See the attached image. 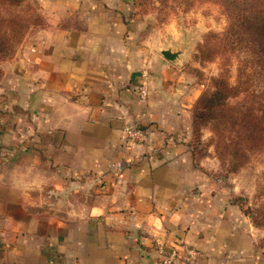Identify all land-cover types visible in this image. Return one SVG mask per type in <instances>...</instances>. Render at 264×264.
Here are the masks:
<instances>
[{"label": "crops", "instance_id": "obj_1", "mask_svg": "<svg viewBox=\"0 0 264 264\" xmlns=\"http://www.w3.org/2000/svg\"><path fill=\"white\" fill-rule=\"evenodd\" d=\"M132 2L30 0L45 23L0 61V264H159L182 243L196 264H264L216 157L193 156L199 86L139 41Z\"/></svg>", "mask_w": 264, "mask_h": 264}, {"label": "rangeland", "instance_id": "obj_2", "mask_svg": "<svg viewBox=\"0 0 264 264\" xmlns=\"http://www.w3.org/2000/svg\"><path fill=\"white\" fill-rule=\"evenodd\" d=\"M30 8H33L38 18L27 34L45 23L30 0H25L21 5V11ZM130 13L137 21L139 41H146L151 46L152 55L169 63L185 84L199 86V96L212 88L211 78L226 67V57L218 49L220 39L230 32H257L256 29H245L244 25L250 19L251 25L257 28L264 17V0H133ZM18 45L14 46L11 55ZM164 49L176 52L178 56L174 60H167L160 52ZM229 63L228 81L233 83L237 60L232 57ZM153 65L151 59L150 66L145 67L148 82ZM241 99L242 96L231 101L238 102ZM194 101L190 107V141L194 135L196 153H213L217 159V181L223 183L227 195L238 203L242 212L264 231V146L250 153L245 163H237L238 159L228 155L221 156L218 141L213 136L214 120L198 121L196 129L192 126ZM205 133H210V136L203 139ZM261 243L264 245V239Z\"/></svg>", "mask_w": 264, "mask_h": 264}, {"label": "trees", "instance_id": "obj_3", "mask_svg": "<svg viewBox=\"0 0 264 264\" xmlns=\"http://www.w3.org/2000/svg\"><path fill=\"white\" fill-rule=\"evenodd\" d=\"M24 2L0 0V61L12 56L14 46L38 18L33 8L21 11ZM251 24L248 19L244 28L257 32H230L220 39L218 49L226 57V67L211 78L212 88L195 99L192 112L194 129L198 121L214 120L213 136L221 156L238 159L237 163H245L250 153L264 146V17L257 26L259 30ZM232 57L237 60V68L235 82L230 83L228 72ZM240 96L241 101H231ZM194 138L190 145L194 158L199 159L206 154L196 153Z\"/></svg>", "mask_w": 264, "mask_h": 264}, {"label": "built area", "instance_id": "obj_4", "mask_svg": "<svg viewBox=\"0 0 264 264\" xmlns=\"http://www.w3.org/2000/svg\"><path fill=\"white\" fill-rule=\"evenodd\" d=\"M142 81L137 87V95L140 101H145L148 91V71L141 72ZM123 132L126 138L134 141H142L146 139V132L138 124H124ZM199 253L185 243L180 244L179 248L162 249L159 264H174L182 261L184 264H196Z\"/></svg>", "mask_w": 264, "mask_h": 264}, {"label": "water", "instance_id": "obj_5", "mask_svg": "<svg viewBox=\"0 0 264 264\" xmlns=\"http://www.w3.org/2000/svg\"><path fill=\"white\" fill-rule=\"evenodd\" d=\"M160 52L162 56L166 58L167 60H174L178 56V53L171 52L170 50H167V49L161 50Z\"/></svg>", "mask_w": 264, "mask_h": 264}]
</instances>
